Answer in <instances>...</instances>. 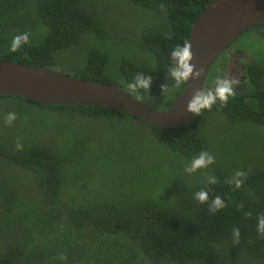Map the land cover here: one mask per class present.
I'll return each mask as SVG.
<instances>
[{
    "label": "trees",
    "instance_id": "obj_1",
    "mask_svg": "<svg viewBox=\"0 0 264 264\" xmlns=\"http://www.w3.org/2000/svg\"><path fill=\"white\" fill-rule=\"evenodd\" d=\"M128 1L152 13L163 14L168 23V31H145L138 40V50L153 55L152 66L122 59L112 70L109 53L94 41L95 32H102H97L100 29L96 28L95 17L85 0H0V47L9 35L24 31L26 26L36 22L47 26L41 41L35 31V38L32 36L16 52L6 48L0 53V59L50 69L59 67L71 76L115 85L142 101L157 99L167 108L183 88V83L176 85L169 75V68L174 66L171 52L178 44L189 42L192 23L211 0ZM251 30L257 32L264 51V23ZM88 33L95 45L83 52ZM252 61L245 88L236 90V96L230 97L226 106L221 107L217 101L211 109L193 114L183 127L148 124L125 112L104 107L49 105L9 95L0 97L25 102L21 109L27 108L30 114L36 107L37 112L39 108L56 110L85 120L118 116L130 124L120 130L122 141L126 140L123 146L130 150L133 149L128 135L136 130L132 123L135 120L145 128V133L140 132L139 136L148 137L154 144L187 158L203 150L204 143L196 127L202 120H210L208 117L213 116L214 121L219 117L218 120L224 118L231 123L264 127V53ZM137 73L152 77L149 90L130 87ZM168 91L170 95L166 97ZM68 123L70 131L84 128ZM36 136H40L38 130ZM1 143L0 157L10 156L26 169L35 186L30 196L39 199L23 214L10 212V217L21 224L24 232L15 235L0 251V264H264V237L257 231L258 218L264 215V147L251 160L239 162L240 170H235L236 164L229 161L212 169L203 184L188 193L187 201L179 199L173 205H156L145 199L116 208L105 204L92 207L85 200L64 197L67 187L66 180L61 178V168L63 164L68 166L70 159L58 157L51 144L49 149L34 144L24 153L15 154ZM248 163L254 165L245 166ZM237 171L246 175L236 177ZM12 178L16 177L12 175ZM213 178L216 183L212 182ZM235 179L243 180L241 187L227 183ZM61 188L64 189L61 191ZM200 190L208 192L207 203L194 199ZM216 196L223 199L226 207L212 212L210 204ZM0 198L4 199L1 194ZM21 198L15 197L14 201L8 195L3 205L15 204V207ZM8 214V211L0 214L2 236L10 224L4 219ZM236 228L240 230L239 243L234 239ZM61 255L67 258L61 259Z\"/></svg>",
    "mask_w": 264,
    "mask_h": 264
},
{
    "label": "rangeland",
    "instance_id": "obj_2",
    "mask_svg": "<svg viewBox=\"0 0 264 264\" xmlns=\"http://www.w3.org/2000/svg\"><path fill=\"white\" fill-rule=\"evenodd\" d=\"M85 3L95 17L96 28L100 29L97 32H102H95L97 39L94 36V41L97 47L109 53L112 70L116 66L115 63L122 59H130L137 65L155 64L151 53L138 50V40L145 31H168V23L163 14L152 13L128 0H85ZM24 29L18 34L28 32L30 40L32 36L35 38L37 33L38 40L41 41L47 26L36 22L35 25L26 26ZM16 35L11 34L6 38V42L0 47V53L11 46ZM89 35L88 33L84 39L83 52L95 45ZM229 48L234 51L239 49L251 59H260L264 53L263 43L254 30L240 35ZM226 53L227 51L221 52L211 65L206 81L210 87L217 77H220L222 67L219 64L225 59ZM60 57L64 60L63 55ZM53 69L64 72L59 67ZM168 93L169 91L165 93L166 97H169ZM145 102L155 109L164 108L157 99H145ZM23 105L25 104L18 100L0 97V109L15 113L16 117L9 137L12 151H25L34 144L48 148L51 144L58 157L63 160L65 157L70 159L67 161L68 166L63 164L61 168V178L66 180L67 187L64 197L71 196L72 198L68 199L76 201L85 200V204L92 207L102 204L116 208L126 207L145 199L156 205H173L179 199L187 201L188 193L199 188L212 169L220 168L229 161L236 164L235 170H240L239 162L247 158L251 160L252 155L264 147L263 126L246 125L243 122L231 123L224 118L218 120L219 117L214 121L213 116L208 117L210 120H202L196 130L204 143L201 152H209L215 157V162L207 168L188 173L185 167L201 152L182 158L170 149L154 144L148 137L145 139L142 135L139 136L145 128L135 120H132V123L136 125V130L131 129L132 132L128 135L133 149L130 150L123 146L126 140L122 141L120 131L122 127L130 124L118 116L85 120L56 110L39 108L37 112L36 107L30 114L27 108L21 109ZM102 119L104 121L99 123ZM68 122L73 123L75 127L84 128L70 131ZM37 130L40 136H36ZM18 139L22 145L21 149H17ZM100 154L101 156H97ZM4 163L5 160L0 159V164ZM247 165L254 164H245ZM64 167L66 170L63 172ZM7 170L16 177L7 179L9 183L12 180V185L16 187L15 190L11 188L13 200L15 201V197L21 198L19 195H29L16 202L18 204L15 207V204H10L9 212L13 215L17 212L23 214L28 208H33L32 205L39 199L37 196H30L34 194V183L27 171L9 167ZM62 189L64 188H61V191ZM10 223V231H4L3 236L0 235V251L15 235L24 232L21 224L14 222L12 218ZM23 226L27 229L26 224Z\"/></svg>",
    "mask_w": 264,
    "mask_h": 264
},
{
    "label": "water",
    "instance_id": "obj_3",
    "mask_svg": "<svg viewBox=\"0 0 264 264\" xmlns=\"http://www.w3.org/2000/svg\"><path fill=\"white\" fill-rule=\"evenodd\" d=\"M264 23V0H211L191 25L198 79L190 78L164 109H155L127 91L104 82L71 76L48 67L0 59V95L32 99L49 105L97 106L125 112L139 121L162 127H183L192 119L188 106L218 55L236 38Z\"/></svg>",
    "mask_w": 264,
    "mask_h": 264
},
{
    "label": "clouds",
    "instance_id": "obj_4",
    "mask_svg": "<svg viewBox=\"0 0 264 264\" xmlns=\"http://www.w3.org/2000/svg\"><path fill=\"white\" fill-rule=\"evenodd\" d=\"M160 7L161 9H163L164 5L161 4ZM28 42H29L28 32L18 34L14 36V38L12 39L10 51L16 52L22 47L23 44H26ZM193 58H194V54L192 52V44L187 41H185L183 45L178 44L172 50L171 60L174 66L169 68V75L175 81L176 85H180L184 82H187L189 81L190 78L198 79L201 76L204 69L201 68L197 70L196 65L192 63ZM151 81H152L151 76H145L143 73H137L134 81L130 84V87L133 89L149 90L151 87ZM240 83H241V80L239 79V77H236V76L226 75V76L217 77L215 81L214 91L213 90H204V91L196 90V92L194 93V98L192 99V101L190 102L188 106L189 111H192L194 114L199 115L201 114V111L203 109H211L212 105L216 104L217 101L220 102L221 107L226 106L229 98L236 96L237 93H236L235 86ZM19 101L26 105V103H24L23 101L21 100ZM63 106H72V105H63ZM15 118H16L15 113H8L6 116L5 122L10 126L12 121ZM21 148H22V145L20 144L19 139H18L17 149H21ZM18 153H24V151L16 152L15 154H18ZM11 161L19 164L14 158H12ZM214 162H215V157L211 155L209 152L204 151L191 160V163L185 167V171L188 173H194L199 169L207 168L209 164H212ZM245 175L246 174L243 171H237L235 173V176L239 178H242ZM212 182L216 183L217 181L215 178H213ZM227 183L229 184L234 183L235 187L239 188L241 187L243 180L235 179L234 181H227ZM194 199L201 204L207 203L208 202V192L205 190H200L195 193ZM224 207H226V204L220 196H216L210 204V210L212 212H216L217 210L222 209ZM248 215L250 216L251 213H248ZM257 231L259 234H261L262 237H264V215H261L258 218ZM239 234H240V230L238 228L234 229V239L236 243H239ZM60 258L66 259L67 257L66 255H61Z\"/></svg>",
    "mask_w": 264,
    "mask_h": 264
},
{
    "label": "flooded vegetation",
    "instance_id": "obj_5",
    "mask_svg": "<svg viewBox=\"0 0 264 264\" xmlns=\"http://www.w3.org/2000/svg\"><path fill=\"white\" fill-rule=\"evenodd\" d=\"M227 51L226 55H225V59L220 62V67H222V71L220 73V77L221 76H236L239 77V79L241 80V83L236 85V90H241L242 88L246 87V83L248 82V67L251 66V64H253V61L251 58L246 57V55L244 54L243 51L241 50H231L230 48H226L223 52ZM243 60H246V62L244 63ZM207 77L205 80V86H204V90H213L214 91V86H215V81L212 85V87H210L207 83ZM4 113V114H3ZM9 112L5 111L4 112L0 109V141H2L1 146L7 145L9 148L10 147V140L9 137L11 136V130L13 129V123L14 120L12 121L11 125L9 126L5 121H6V116ZM9 141V142H7ZM5 147V146H4ZM6 148V147H5ZM23 152V151H20ZM0 159L5 160L4 164H0V194L4 199L0 198V214H5L7 213V211L9 212L8 206H4L3 203L8 198V195L10 196V199H14L13 193L11 191L12 188V180L9 183L7 181L8 177H12V172L7 170V167H9V169L11 168H19L22 169L23 171H26V169L17 164L16 162H12L11 161V157H0ZM15 175H17L15 173ZM17 194V193H16ZM10 212L8 215H5L4 219H8V221H11V217H10ZM6 223L3 222L2 224L4 225ZM11 229V223L9 225L6 226L5 231L9 232Z\"/></svg>",
    "mask_w": 264,
    "mask_h": 264
}]
</instances>
